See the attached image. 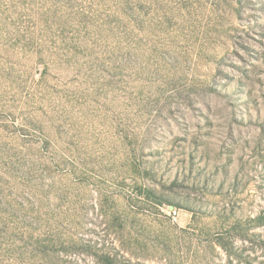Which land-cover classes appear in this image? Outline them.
Segmentation results:
<instances>
[{
    "label": "rangeland",
    "instance_id": "1",
    "mask_svg": "<svg viewBox=\"0 0 264 264\" xmlns=\"http://www.w3.org/2000/svg\"><path fill=\"white\" fill-rule=\"evenodd\" d=\"M0 264H264V0H0Z\"/></svg>",
    "mask_w": 264,
    "mask_h": 264
},
{
    "label": "trees",
    "instance_id": "2",
    "mask_svg": "<svg viewBox=\"0 0 264 264\" xmlns=\"http://www.w3.org/2000/svg\"><path fill=\"white\" fill-rule=\"evenodd\" d=\"M149 196H153V193L152 192H148Z\"/></svg>",
    "mask_w": 264,
    "mask_h": 264
}]
</instances>
